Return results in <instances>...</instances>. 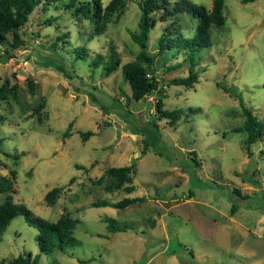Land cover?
<instances>
[{"label": "rangeland", "instance_id": "1", "mask_svg": "<svg viewBox=\"0 0 264 264\" xmlns=\"http://www.w3.org/2000/svg\"><path fill=\"white\" fill-rule=\"evenodd\" d=\"M68 1L36 6L19 29L23 42L12 46L11 32L0 42V84L9 88L0 102V175L16 170L14 202L52 221L63 213L76 219L80 243L41 252L36 228L16 215L2 231L0 264L27 252L40 264H264V133L249 156L246 132L233 130L245 118L240 97L264 121V0H223L224 23L210 26L212 44L194 66L191 86L169 83L188 73V56L157 50L167 26L194 33L191 14L154 13L145 62L129 33L138 29L139 0H127L102 33ZM192 1L207 9L213 2ZM129 60L160 81L163 107L182 110L176 120L158 116L157 88L131 96L121 72ZM87 130L83 139L79 131ZM181 160L216 184L191 179ZM119 165L135 171L117 187L107 168ZM53 186L59 190L48 201ZM137 195L144 200L123 208L96 205ZM108 217L137 228L113 231Z\"/></svg>", "mask_w": 264, "mask_h": 264}, {"label": "trees", "instance_id": "2", "mask_svg": "<svg viewBox=\"0 0 264 264\" xmlns=\"http://www.w3.org/2000/svg\"><path fill=\"white\" fill-rule=\"evenodd\" d=\"M51 0H0V42H3L8 32L12 33V46H17L23 42L20 36L19 29L27 21L29 14L38 5H42L43 8L48 5ZM243 2L253 0H242ZM77 4L75 12L83 14L85 17L95 22V28L98 33H102L106 27L107 22L113 15L116 17L122 12L127 0H108L103 5L101 0H69L66 3V7H72ZM139 18L137 21V31L129 30L131 38L134 42L138 43L140 48L137 53V58L148 62L151 59V55L146 51L147 39L149 31L154 25L156 18L154 13L161 11L164 18L173 15L178 12H188L196 19V26L194 33L191 36L182 35L180 32H174L169 29V26L165 27L157 38V50L159 52H170L171 54L183 51L189 59L188 73L184 76H175L170 79L171 84H183L191 86L198 80V70L195 69V65L199 63V60L206 50H208L212 44L210 36V26L212 24L221 25L224 23L225 17L223 14V0H213L210 9H207L203 4H198L192 0H139ZM51 46H55V43H51ZM82 48H76L75 52L78 56L84 54L83 51H79ZM5 52H9L6 48ZM118 61H113L107 67V72H110L115 68ZM121 72L124 80H126L131 88V96L136 99H142L146 95L157 88V98L155 102V108L160 118H168L170 121L176 120L182 110L180 108L168 109L163 107V91L162 87H157L160 81L156 76H149L145 72L143 66L137 60H129L121 65ZM264 87V83H263ZM9 90L6 83L0 84V102L6 98V93ZM14 90V89H12ZM15 94V93H14ZM242 113L244 115V121L241 125L235 127L234 131L246 132L245 137V151L250 156L252 154L251 144L255 139L264 133V121L259 119L252 110L244 103L242 98H239ZM192 108V107H191ZM4 119V115L0 112V121ZM68 128V127H67ZM67 132V131H65ZM80 136L86 139L91 131H79ZM1 140V139H0ZM14 158H18L17 153H13ZM180 162H183L182 160ZM196 164L199 161L193 160ZM185 163V162H183ZM189 169L191 179L198 180L204 186H210L216 184L215 181L209 179H202L194 170L192 165L185 163ZM81 167V164L77 165ZM135 171L134 165H119L110 166L107 168V172L115 177V185L121 186L125 181L130 179V173ZM16 175L14 168L9 169L8 175H0V192L5 193V198L0 202V240L2 238V231L9 223V221L16 215H22L26 223L36 228V240L41 252L51 253L55 250L67 251L70 247L77 246L80 241L74 236L73 229L77 222L76 219L71 218L67 214H61L55 221L35 213L30 207L22 202H14L11 192L14 187L13 178ZM251 180V179H250ZM252 181H256L253 179ZM128 191L133 190L134 185H125ZM59 187L53 186L46 193V199L52 201L58 192ZM192 192V191H191ZM233 193L240 194L238 189H233ZM244 197V196H243ZM144 195L137 196H124L119 201L110 202L104 199L98 201L96 205H111L114 207L123 208L129 204L137 201L144 200ZM236 207L235 203H232L230 210L234 211ZM108 227L115 230H126L128 228L136 229L135 221L132 223L123 222L118 224L114 217H108ZM8 264H40L37 259V255L32 256L31 252L19 253L13 257Z\"/></svg>", "mask_w": 264, "mask_h": 264}]
</instances>
